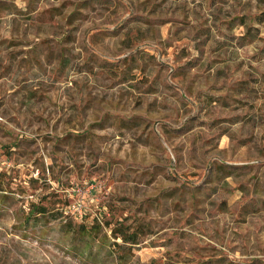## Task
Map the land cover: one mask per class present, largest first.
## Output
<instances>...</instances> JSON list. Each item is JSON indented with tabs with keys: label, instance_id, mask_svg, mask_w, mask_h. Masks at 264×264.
<instances>
[{
	"label": "rangeland",
	"instance_id": "obj_1",
	"mask_svg": "<svg viewBox=\"0 0 264 264\" xmlns=\"http://www.w3.org/2000/svg\"><path fill=\"white\" fill-rule=\"evenodd\" d=\"M0 264H264V0H0Z\"/></svg>",
	"mask_w": 264,
	"mask_h": 264
},
{
	"label": "trees",
	"instance_id": "obj_2",
	"mask_svg": "<svg viewBox=\"0 0 264 264\" xmlns=\"http://www.w3.org/2000/svg\"><path fill=\"white\" fill-rule=\"evenodd\" d=\"M36 207V206H35ZM36 209L39 211L37 212L38 214H44L45 213V209L43 207H36ZM37 213H34L35 215ZM110 226L109 223H106V226ZM96 229V230H100V225L98 223H95L92 225L91 229ZM111 233H112V237L113 239H117V238H120L122 240L123 243H129V244H136V239H134L133 237H126V236H123V234L120 233L119 230L117 229H111ZM113 246L116 247V248H119L120 245L118 243H113Z\"/></svg>",
	"mask_w": 264,
	"mask_h": 264
}]
</instances>
